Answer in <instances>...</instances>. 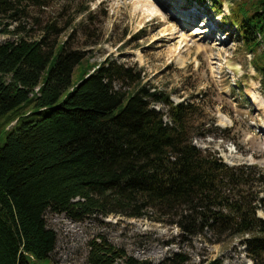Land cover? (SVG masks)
I'll list each match as a JSON object with an SVG mask.
<instances>
[{"label":"trees","instance_id":"1","mask_svg":"<svg viewBox=\"0 0 264 264\" xmlns=\"http://www.w3.org/2000/svg\"><path fill=\"white\" fill-rule=\"evenodd\" d=\"M25 1L42 7L48 0H0V18L18 22ZM224 1L264 95V0ZM211 2L220 11L221 1ZM8 26L2 33L23 30ZM43 30L39 40L0 44V264H52L56 235L47 211L73 221L154 212V221L169 219L184 235L247 236L253 253L264 255V219L256 216L264 213V171L228 166L196 147L191 104L174 105L141 85L132 93L114 89L116 81L137 83L129 69L110 61L88 66L73 85L83 54L49 40L54 25ZM187 261L178 253L139 260L104 237L89 242L87 255L88 264Z\"/></svg>","mask_w":264,"mask_h":264},{"label":"rangeland","instance_id":"2","mask_svg":"<svg viewBox=\"0 0 264 264\" xmlns=\"http://www.w3.org/2000/svg\"><path fill=\"white\" fill-rule=\"evenodd\" d=\"M220 1V12H215L211 0H48L42 7L25 1L20 3L24 17L18 22L0 18V44L16 41L17 36L39 40L43 28L52 24L55 31H49V40L84 56L72 72L73 85L88 66L110 61L129 69L138 75L137 83L116 81L114 89L132 93L141 85L167 96L174 105L191 104L196 147L210 151L227 165H255L264 171V107L255 102L261 97L257 94L258 76L249 65L253 56L230 23L231 5ZM182 4L196 8L203 22H212L213 34L206 27L202 31L208 34L195 36L196 29L179 26L180 16H174V11ZM5 24H9L8 30H23L18 35H6L1 31ZM154 107L166 110L164 105ZM157 216L150 212L139 219L112 215L73 221L47 211L44 221L56 235L50 262L88 264L89 242L104 237L127 255L153 263L178 253L188 259L187 264L212 260L264 264V255L253 253L244 240L247 236L215 240L207 230L188 236L169 219L154 221ZM256 216L264 219L261 211Z\"/></svg>","mask_w":264,"mask_h":264},{"label":"bare ground","instance_id":"3","mask_svg":"<svg viewBox=\"0 0 264 264\" xmlns=\"http://www.w3.org/2000/svg\"><path fill=\"white\" fill-rule=\"evenodd\" d=\"M152 3V2H151ZM174 16H176V17H178V16H180V11H174ZM193 17V16H192ZM162 23V25L164 26V25H167L166 23H164V22H161ZM184 24H185V27H189L188 25H187V23L186 22H184ZM205 25V24H204ZM162 26V27H163ZM169 27V26H168ZM167 27V28H168ZM166 28V29H167ZM184 29V28H183ZM196 30H195V32H194V34H192V35H195V36H201V35H203V34H208V33H206L207 31H202V29H206V28H201V27H196L195 28ZM164 30V29H163ZM209 34L210 35H212L213 33L210 31L209 32ZM260 99V98H259ZM257 100V101H256ZM255 102H257L258 104H259V107L262 105V107H264V103H263V101L260 99V100H258V99H255Z\"/></svg>","mask_w":264,"mask_h":264}]
</instances>
